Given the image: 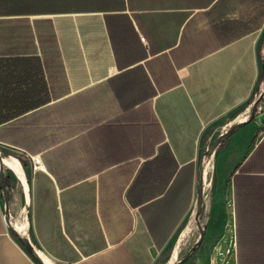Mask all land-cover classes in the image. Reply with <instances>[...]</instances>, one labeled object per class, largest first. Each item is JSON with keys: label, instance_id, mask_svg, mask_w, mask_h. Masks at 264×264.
Wrapping results in <instances>:
<instances>
[{"label": "crops", "instance_id": "crops-1", "mask_svg": "<svg viewBox=\"0 0 264 264\" xmlns=\"http://www.w3.org/2000/svg\"><path fill=\"white\" fill-rule=\"evenodd\" d=\"M263 40L264 0H0V146L30 164L37 253L157 264L194 210L204 140L243 123L177 264H264ZM258 92L252 120L220 127ZM3 204L0 264H37Z\"/></svg>", "mask_w": 264, "mask_h": 264}, {"label": "rangeland", "instance_id": "rangeland-1", "mask_svg": "<svg viewBox=\"0 0 264 264\" xmlns=\"http://www.w3.org/2000/svg\"><path fill=\"white\" fill-rule=\"evenodd\" d=\"M263 54H264V48H262V56ZM259 94L260 92H258V94H255L252 101L246 103L245 105H241L237 107L235 110L231 111V113L228 114V116H226V119L223 122H221L220 127L223 125H227L230 122L235 121L236 116L238 115H242L243 117H246L248 115V117L244 121L248 120L251 114L250 111L252 109V104L259 97L258 96ZM225 128H226L225 132L230 129L229 127H226V126ZM219 131H220L219 128H215L213 131H211L210 138L208 139L206 138L204 140V144H203L204 146L202 147V151H201L202 157L200 158L201 159L200 161H203V167L205 166L206 163H209L208 164L209 173L207 175L206 182L203 185L204 189L202 193H203L204 199H203V205L201 208L202 211L200 213L198 221H196L194 218V213H195V206H194V210L191 213V215L188 216V218L185 219L180 224V226L177 228L171 240L172 245L170 246L169 250L166 251V253L163 256H161V260L157 264H176L179 260L183 259V256L186 253H188L189 250L192 248V246L197 242V240L199 239L200 231L202 233L204 232V228L206 226L205 220L208 214V209H207L208 202L211 199L213 191H215V189L218 187V185H220V183L218 182V178L216 176L217 162L219 161L217 159L218 151L215 150L210 155H206L205 157H203V154L214 142L215 140L214 138L219 133ZM207 140L209 141V143L210 142L211 143L210 144L205 143V141ZM0 156L1 157H13V158L15 157L24 169L25 179H26L27 187H28L27 192H26V198H28L27 203H26L25 194L23 192V188L20 182H18V179L16 178V176H14V174L6 167L3 168L2 183L4 185V188L7 193V198H8V214H9L10 224L12 225L13 223H15L17 218L23 217L24 221L26 222V226H27L26 236L31 242V244L34 245L32 242L31 232L29 230V225H30V214L29 213H30V207H31V198H30V182L28 180V177H29L30 164L28 160L24 158L23 156L19 155V153L16 150H11V149H8L2 146H0ZM3 194L4 192L0 185V199L2 201V204L4 203L3 205H5ZM200 226H201V230L199 228ZM12 236L15 238L13 233H12ZM36 249L38 250V248Z\"/></svg>", "mask_w": 264, "mask_h": 264}, {"label": "water", "instance_id": "water-1", "mask_svg": "<svg viewBox=\"0 0 264 264\" xmlns=\"http://www.w3.org/2000/svg\"><path fill=\"white\" fill-rule=\"evenodd\" d=\"M263 48H264V40H263ZM260 77L262 80H264V54L262 56L261 59V74ZM259 97L253 102L252 104V109H251V114L249 116V120H252V118L254 117L255 111H256V107L258 105V103L260 102L261 98L263 97L262 92L258 95ZM241 125H243V123H237L235 125H232L230 127L229 130H227L226 132L222 133L220 136H218L214 142L211 144V146L206 150V152L203 154V157H205L206 155H210L218 146V144L221 142V140L227 138L230 134H232L233 131L237 130L238 127H240ZM3 166H2V157L0 156V185L3 189V199L5 200V214H6V225L8 230H10L16 240L19 242V244L26 250V252L28 253V255L30 256V258L32 259V261H35L37 264H44L40 258L38 257L37 253H36V249L34 248V246L31 245V243L29 242V240L26 238H22L17 232H15V230H13L10 221H9V214H8V198H7V193L6 190L4 188V185L2 183V175H3ZM203 161H201L198 171H197V185H196V190L195 193L196 195V201H195V213H194V218L196 221H198V218L200 216V213L202 211V203H203V185H204V177H203ZM201 230V226L199 227ZM203 233L200 231V235H199V239L197 240V242L192 246V248L189 250L188 253H186L183 256V259L179 260L177 263H180L184 260H186L188 258V256L190 255V253L195 249L196 246H198L200 244V239L202 237ZM176 263V264H177Z\"/></svg>", "mask_w": 264, "mask_h": 264}, {"label": "bare ground", "instance_id": "bare-ground-1", "mask_svg": "<svg viewBox=\"0 0 264 264\" xmlns=\"http://www.w3.org/2000/svg\"><path fill=\"white\" fill-rule=\"evenodd\" d=\"M210 158V157H209ZM208 164L206 163L204 166V170H203V177H204V183L206 182L207 179V175H208ZM2 166L6 167L7 169H9L14 176H16V178L22 182V185L24 186L25 189V182H24V174H23V167L20 165V163L18 162V160L14 157H2ZM210 166V165H209ZM206 188V187H205ZM25 193V192H24ZM207 193V192H206ZM13 230H15V232H17L18 234H20V236L24 239L27 238L26 234L24 233V229H25V221L23 217L17 218L16 222L13 223L12 225ZM23 235V236H22ZM187 235V234H186ZM185 235V236H186ZM26 236V237H25ZM28 239V238H27ZM37 253V250H36ZM38 257L40 258V260L44 263V264H50V261H48L46 258L42 257L41 255H39L37 253Z\"/></svg>", "mask_w": 264, "mask_h": 264}]
</instances>
